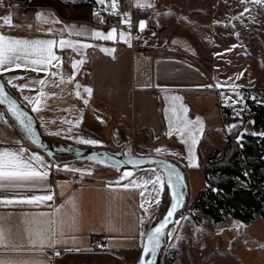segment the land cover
I'll return each mask as SVG.
<instances>
[{"label":"crops","instance_id":"crops-1","mask_svg":"<svg viewBox=\"0 0 264 264\" xmlns=\"http://www.w3.org/2000/svg\"><path fill=\"white\" fill-rule=\"evenodd\" d=\"M137 4L149 6L139 7L145 10L133 18L131 10ZM124 5L130 17L122 21L127 22L120 21L119 15L109 17L85 7L69 5L57 8L49 0H37L29 8L11 15L0 11V18L11 17V26L3 24L0 19V34L29 40L54 39L57 44L53 52L61 58L55 67L47 71H32L30 67L13 68L1 77L6 83L10 77L24 78L16 83H27L29 87L23 92L17 88L14 90L29 105L35 117L43 110L51 111L48 113L53 116V109L59 110V105L63 107L62 103H68L54 99V93L46 91L54 78L60 75L67 81L71 78L72 82H67V85L73 88V84L78 83L91 109V120L88 122L82 117L75 127L79 136H96L100 134L99 127L111 123L118 129L119 139L122 132L127 133L128 142L134 143L137 137L145 143L169 141L176 146L174 151L160 153L142 147L136 151L134 144L127 154L170 159L183 168L187 181L188 169L196 168L199 156L204 157L213 148L220 149L226 141V113L221 111L217 102L225 104L223 98H227V88L221 85L215 64L222 55L215 58L213 53L215 55L216 48L211 45L207 50L203 49L195 29L179 19V10L174 4L165 0H124ZM37 13L43 15L38 19ZM26 20L29 23L23 22ZM140 21H146L143 30H140ZM78 26L84 27L81 29ZM112 29L116 31L111 40L92 35V30L106 35ZM76 31H83L84 34L76 36ZM121 32L124 33L123 39ZM61 39L92 46L79 51L73 47L61 49ZM225 48L220 47L218 52H226ZM102 49L112 51L108 53ZM204 55L207 56V63L201 59ZM81 59L84 62L77 64L74 71L73 63ZM48 72H56L57 75L52 77ZM40 79L48 82V86L40 85L37 82ZM85 87L92 89L91 95L84 91ZM40 91L44 92L41 97L43 103L39 105L41 110L33 112L32 105L24 97H39ZM181 106L188 111L182 112ZM60 109L62 116L58 117L62 120L61 126L69 125L70 116L64 108ZM178 116H186L192 121L200 118L202 128L195 125L192 132L197 141L195 144L188 135L183 138L176 132L168 135L169 121L176 120ZM73 143L77 146L81 144L78 140ZM21 148L25 150V160L38 151L18 138L12 140L0 136V149L18 151ZM174 152L189 156L194 165H185L183 157L178 159ZM43 161L41 170L48 171L49 175L40 186L0 189V198L3 199L17 200L49 194L53 197L39 205L0 204V233L4 237L0 242V264H133L136 259L133 254L141 246L143 236L140 233H145L151 225V217H155L157 211L154 199L160 200L161 195L157 197L152 192V185L145 184V181L162 177L161 172L154 167L120 168L97 177L79 173L74 168L70 171L62 165L58 168L51 166L47 157ZM124 171H130L132 176L121 180ZM132 180L136 181V185L127 189L122 186ZM142 191L145 192L144 199L140 196ZM36 217L65 221L63 229L57 232L59 243L48 246L45 240L41 244L34 235L37 226L33 220ZM73 220L76 227L70 228ZM91 234L102 237L100 247H91ZM52 250H57L59 255H52Z\"/></svg>","mask_w":264,"mask_h":264},{"label":"rangeland","instance_id":"rangeland-1","mask_svg":"<svg viewBox=\"0 0 264 264\" xmlns=\"http://www.w3.org/2000/svg\"><path fill=\"white\" fill-rule=\"evenodd\" d=\"M35 1L37 0H5L7 11H0L11 15L12 12H21L18 8L23 5L29 8ZM49 1L57 8L71 5L72 7H85L86 10L104 13L109 17L119 15L120 21L130 17L124 0H115V7H112L113 0H104V4H100L98 0ZM165 1L174 4L179 10V19L189 28L195 29V34L203 49L207 50L211 45L212 48H216V56L213 53L215 58L217 54L222 55L221 60L215 62L217 69L213 68L217 70V77H219L221 85L227 88L225 89L227 98H223L224 105L229 111L225 116L227 132L236 138L242 132L255 133V136L261 138L264 134V126L254 124L243 96L247 95L256 102L264 104V0H260L259 3L255 0ZM23 22L29 23L27 20ZM224 46L226 52L219 53V48ZM201 59L207 63L206 55ZM241 73H243L242 76ZM60 76L54 78L52 85H47L49 88L46 93L51 91L54 93V99H61L68 103H62L63 107L59 105V110L53 109V116L48 113L51 111L43 110L41 112L42 114L37 118L42 133L49 136L66 133L64 136L70 141L94 139L100 143L81 144L92 148L119 149L125 155H128L127 153L134 144L136 151H139L141 147L154 152L160 148V153L176 149L174 144L163 140L156 143H145L137 137L134 143L128 142L125 131H121V139H119L118 129L111 123L99 127L100 134H97L98 136L82 134L79 136L75 127L78 121L81 122L82 117L88 122L91 120V109L88 107L90 103L84 104L83 101L86 98L81 92V87L76 88L77 83L73 84V88H70L67 85V79H64L66 83L61 86L60 79L63 78V75ZM233 86H236L235 90H233ZM76 91L80 92V97L75 95ZM237 99V103L231 102ZM60 108H64L67 115L70 116L69 125L62 124L63 126H61L60 121L62 122V120L59 117L62 116V113L59 112L62 109ZM0 112L4 113V119L7 121V123L0 121V136L12 140L22 137L16 123L11 120L1 106ZM232 125H236V127H231ZM69 128L72 129L71 132L67 131ZM35 153L46 158L41 151H35ZM173 155H176L178 159L183 157L182 160L187 166L194 165L191 163L193 160L189 156L186 157L184 153L174 152ZM61 165L67 166L70 171L74 168L78 169L79 173L88 174L90 172L91 174L88 175L97 177L114 170V168L88 161L69 160L54 164L55 167ZM186 177L190 196L203 188L204 181L199 169L189 168ZM224 179L223 176H209L208 184L214 185ZM236 185L244 186L241 182H237ZM174 220H179V223H172L168 228L167 232H170L171 236H166V242L160 251L159 264H264V219L260 216H255L247 222H240L230 216H224L221 221L214 222L199 209L191 210L184 207L177 212ZM138 252L133 254L135 258Z\"/></svg>","mask_w":264,"mask_h":264},{"label":"snow or ice","instance_id":"snow-or-ice-1","mask_svg":"<svg viewBox=\"0 0 264 264\" xmlns=\"http://www.w3.org/2000/svg\"><path fill=\"white\" fill-rule=\"evenodd\" d=\"M100 4H104V0H98ZM255 2L259 3L260 0H255ZM137 7H147L149 5H140L137 4ZM112 7H115V0H113ZM245 11H248L245 9ZM95 14V13H94ZM43 14L37 13V18L39 19ZM125 16H127V13H125ZM3 20V24L11 26L10 24V15L6 17L0 18ZM127 22V21H122ZM146 26V21H140L139 27L140 30H143ZM69 28H75L77 26H66ZM81 29H83L84 26H78ZM115 29H112L109 31L106 35L100 31L92 30L93 37L96 38H102L104 40H111L113 39V34L115 33ZM76 36L83 35V31H76L74 32ZM120 37L124 38V33H120ZM57 41L54 39H21V38H14L11 36H7L4 34H0V75H2L5 72H9L13 70V68H31L32 71H47L49 68L55 67L57 63L61 61V58L53 52V47L56 46ZM92 45L88 44H78V42H73L71 40H64L61 39L59 41V47L61 49L73 47L77 51L83 48L91 47ZM105 52L110 53L112 50L110 49H102ZM219 55V54H217ZM84 62L83 59L80 61L74 62L72 67L73 70L77 68V64H82ZM49 76L55 77L57 75L56 72H48ZM241 76L243 73L240 74ZM23 77H10L7 80V85L17 88L19 91L23 92L24 89L29 87V84L27 83H21L17 84V80H22ZM239 79V77H237ZM40 85H45L46 81L44 79H40L37 81ZM67 82H72L71 78ZM66 83V81L61 78L60 79V85ZM59 86V85H57ZM218 87L221 85H217ZM211 87V86H208ZM236 86H233V90H235ZM76 88L79 89L80 85L77 83ZM84 91L88 93L89 95L92 94V89L85 87ZM75 95L77 97H80V92L76 91ZM44 96V92L40 91L39 97L37 96H25L24 99L32 105V111L33 112H39L41 108L39 105L43 103L41 97ZM230 99V98H229ZM239 99V98H238ZM237 100H232L231 102L233 104L238 102ZM84 104H87L88 101L85 99ZM7 104L8 105V111L9 113L24 127L31 130V119L29 118L27 120V123H25L24 120H21L20 117L27 116V113L22 111L15 100L10 98V94L6 91V85L0 84V105ZM181 111L186 113L188 109L183 108L181 106ZM239 115V113H238ZM0 121H3L7 123V121L4 119V113L0 112ZM67 122V121H66ZM79 124V121L77 122V126ZM176 125H182V126H176ZM195 125H201V120L199 117L195 119V121L187 119L186 116H178V118L174 121H169V132L168 135H172L173 132L178 133L181 138H183L185 135H188L192 139V144H195L196 138L192 135V132L194 130ZM231 127H236V125H232ZM202 128V125H201ZM200 130V129H195ZM68 131H72L71 128L68 129ZM57 135L59 133H56ZM255 135V133H252ZM264 135V134H262ZM243 136V133L241 136L237 138L238 142L241 141ZM78 142L84 143V144H90L95 145L100 143L97 140L94 139H79ZM187 143V141H184ZM24 149H19L18 151H10L8 149H0V189L8 190V189H15V188H24V187H38L41 185L43 181H45L48 178V171L41 170L44 165L43 158L39 155L33 154L28 157V159H23V153ZM157 152L161 151L160 148L156 149ZM189 152H191V147L189 148ZM58 168V166H56ZM65 169H67V166H65ZM74 171H79L78 169H73ZM88 174H91L90 172ZM132 176V173L130 171H124L123 175L121 177V180ZM182 182V177L176 174V172L170 171L167 174V180L165 181L163 177L156 176L155 179L149 178L145 181V184H151L152 185V192L156 194L158 197L161 193V191L164 190L165 184L169 189H173L172 191V197H173V203L169 206V209L167 213L163 216L162 220L153 228H150L147 233L141 232L140 235L146 237L144 243L142 244V255L139 261V264H153L151 259H146V257L150 255H155L157 249H159L161 244V237L168 235L171 236L170 232H166V229L170 223H179V220H174L173 217L175 216L178 208L182 207V200H183V194L182 192H176L174 189L177 188L180 183ZM119 183V181H117ZM130 185H136V181L132 180L130 183H125L122 186L127 189L130 187ZM157 185H160V187H157ZM140 196L142 199L145 198V192H141ZM52 195H33L28 198H22V199H3L0 198V204H6L11 205L14 203L19 204H35L39 205L40 203L50 201L52 200ZM154 203L156 207L158 208L160 205L159 199H154ZM141 207L143 208L144 205L142 204ZM146 213H148L151 216V213L148 212V209H144ZM152 219H155L154 216L151 217ZM186 219V218H182ZM141 223H143V218H141ZM33 223L36 224L37 228L34 232V235L41 241V244L43 245L45 240L48 242V246H55L60 241L57 240V232L60 229H63L65 226V221L63 219H49L44 220L41 217H36L33 220ZM70 228L76 227V222L73 220V223L69 225ZM62 234V232H61ZM4 239L3 234L0 233V242ZM56 255H59V252L56 253Z\"/></svg>","mask_w":264,"mask_h":264},{"label":"trees","instance_id":"trees-1","mask_svg":"<svg viewBox=\"0 0 264 264\" xmlns=\"http://www.w3.org/2000/svg\"><path fill=\"white\" fill-rule=\"evenodd\" d=\"M144 10L135 7L131 10V15L135 18L142 14ZM4 84L30 110L29 105L19 98L14 88L7 85L5 81ZM47 85L48 82L43 87ZM243 99L251 113L254 124L264 126V104L256 102L247 95H244ZM217 105L222 112H229L225 105H221L219 102H217ZM0 106L5 110L3 105ZM36 119L39 124L37 117ZM11 120L13 119L11 118ZM16 125L22 134V137H18V139L37 149L27 141L21 127L17 123ZM64 135L66 133H59L57 136L53 134L50 137L54 140L74 144ZM78 146L89 147L83 144H78ZM69 158L70 156H55L52 160L48 159L52 166L69 161ZM196 168L202 173L204 186L192 196L189 195L187 189L183 208L199 209L214 222L221 221L224 216H230L240 222H247L255 216L264 219V135L258 138L251 133H243L241 141L238 142L236 137L227 133L224 146L220 149H211L204 157L199 156ZM214 175L223 176L225 179L219 180L214 185L208 184L209 176ZM237 182L243 183L244 186L236 185ZM167 204L168 193L164 186V190L160 195V205L151 225L161 217ZM156 264H159V258Z\"/></svg>","mask_w":264,"mask_h":264},{"label":"water","instance_id":"water-1","mask_svg":"<svg viewBox=\"0 0 264 264\" xmlns=\"http://www.w3.org/2000/svg\"><path fill=\"white\" fill-rule=\"evenodd\" d=\"M0 84H4V81L0 75ZM6 91L10 94V98L15 100L18 107L27 113V116L20 117L21 120H24L25 123H27V120L31 119V130L28 128L22 126L8 111V105L3 104V107L5 108L7 114L21 127L23 130L25 137L29 143L34 145L37 149H39L47 158L54 159L55 156H70L69 160H76V161H88L92 162L104 167L114 168V169H120V168H142V167H154L158 169L161 172L162 177L164 180H167V174L170 171H175L177 175L182 177V182L180 185L175 188L174 190L176 192H182L183 194V200L182 205L184 206L185 203V197L187 193V182L185 179V172L181 166L176 164L174 161L157 157V156H144V155H133L123 154L120 150H109L104 148H92V147H80L77 145H73L70 143L61 142L58 140L52 139L50 136L44 134L41 132L39 128L38 121L34 114L23 104L21 101L16 98L7 88ZM167 193H168V204L166 206V209L164 213L161 215L159 219H157L152 225L148 227L145 233L149 231L150 228L155 227L160 220H162L163 216L167 213L169 206L171 203H173V197H172V191L173 189H169L167 185L165 184ZM178 208L177 212H179L182 208ZM176 212V214H177ZM175 214V216H176ZM175 216L173 219H175ZM172 223H170L166 229V232L168 231L169 226ZM166 236L161 237V244L159 249H157L155 255H150L146 257V259H151L153 264L157 263V260L159 258V253L161 249L163 248L165 242H166ZM146 237H142L141 240V246L138 252V255L133 262V264H139L141 255H142V244L144 243Z\"/></svg>","mask_w":264,"mask_h":264},{"label":"built area","instance_id":"built-area-1","mask_svg":"<svg viewBox=\"0 0 264 264\" xmlns=\"http://www.w3.org/2000/svg\"><path fill=\"white\" fill-rule=\"evenodd\" d=\"M4 2H5V0H0V10H3L4 12H6L7 6ZM18 9H19V11H22V10L27 9V8L25 7V5H23L22 7H19ZM90 241H91V247L92 248H98L102 244V237L98 234H91ZM51 252H52V255H56V253L58 251L52 250Z\"/></svg>","mask_w":264,"mask_h":264}]
</instances>
